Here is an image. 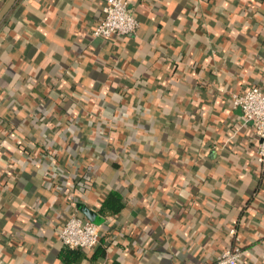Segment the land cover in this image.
<instances>
[{
	"label": "crops",
	"instance_id": "obj_1",
	"mask_svg": "<svg viewBox=\"0 0 264 264\" xmlns=\"http://www.w3.org/2000/svg\"><path fill=\"white\" fill-rule=\"evenodd\" d=\"M105 2L18 0L0 23V264H205L237 240L242 264H264L259 140L230 102L264 87V0H136L137 35L95 38ZM92 85L110 95L108 111L161 113L171 150L150 146L134 162L113 143L114 168L85 195L73 180L68 198L43 154L67 141L68 108L87 128L101 119L74 95ZM46 99L61 105L52 118ZM111 190L124 206L103 213ZM78 203L104 219L100 245L66 255L58 231L85 217Z\"/></svg>",
	"mask_w": 264,
	"mask_h": 264
},
{
	"label": "trees",
	"instance_id": "obj_2",
	"mask_svg": "<svg viewBox=\"0 0 264 264\" xmlns=\"http://www.w3.org/2000/svg\"><path fill=\"white\" fill-rule=\"evenodd\" d=\"M118 38L122 39L123 37ZM33 89H37L34 84ZM74 93L76 97H85L93 101L101 110L102 115L94 127L87 128L81 124L75 108H66L68 111L66 114L72 121L67 128L68 139L67 141L60 139L59 149L54 147L51 150L52 152L43 154L50 166L54 165L53 168L55 170L59 169L58 171L52 168L49 170V183L55 186V194L65 195L70 198L72 196L70 190L75 186L73 183L75 179H80L78 183L81 186L83 195L93 191L96 188L97 180L101 179L102 176H106L109 169L114 168L112 156L114 151L108 147L113 146V143L121 145V148L130 150L131 154L128 158L134 162L145 158L144 156L151 151L149 149L150 146L151 149L170 152V144H166L163 141V132L166 127L163 125L162 114L155 113L151 105L140 111L138 107L132 108L122 103L116 111H108L105 107L110 95L103 90H97L96 86L92 85ZM43 104L41 107L42 116L49 118H52L51 111L60 105L50 99H46ZM46 104H51L50 109L45 106ZM49 133L47 134L49 135ZM65 152L67 153V158L63 165L58 160L62 158ZM78 153L82 154L84 162L83 164H78L77 167L74 158ZM127 163H129L128 160ZM78 187L77 185V189ZM123 206L124 203L120 193L111 190L102 202L101 212H118ZM80 216L82 215L80 214ZM99 245L94 248H98ZM64 248L66 255L72 252H79L81 249L70 248L66 245H64Z\"/></svg>",
	"mask_w": 264,
	"mask_h": 264
},
{
	"label": "built area",
	"instance_id": "obj_3",
	"mask_svg": "<svg viewBox=\"0 0 264 264\" xmlns=\"http://www.w3.org/2000/svg\"><path fill=\"white\" fill-rule=\"evenodd\" d=\"M136 0H106L104 16L93 30L95 38L114 39L118 37L137 35L140 21L134 12ZM233 108H239L259 140L257 162L264 167V87L254 85L243 91L230 93ZM236 236V229H230ZM59 239L70 248L90 250L100 243L101 225L78 214L71 215L58 231ZM238 239V236H236ZM245 259L243 247L237 240L236 244L228 246L213 261L205 264H241Z\"/></svg>",
	"mask_w": 264,
	"mask_h": 264
},
{
	"label": "water",
	"instance_id": "obj_4",
	"mask_svg": "<svg viewBox=\"0 0 264 264\" xmlns=\"http://www.w3.org/2000/svg\"><path fill=\"white\" fill-rule=\"evenodd\" d=\"M17 1L18 0H7L3 4V6L0 8V23L3 21L5 16L10 12V10L13 8V6ZM78 207L80 211L84 213L86 218L97 224H102L104 219L95 210L87 207L84 203H78Z\"/></svg>",
	"mask_w": 264,
	"mask_h": 264
}]
</instances>
